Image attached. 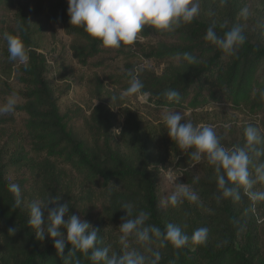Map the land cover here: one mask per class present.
<instances>
[{
    "label": "trees",
    "instance_id": "obj_1",
    "mask_svg": "<svg viewBox=\"0 0 264 264\" xmlns=\"http://www.w3.org/2000/svg\"><path fill=\"white\" fill-rule=\"evenodd\" d=\"M245 2L0 0V73L11 78L0 80L10 106L0 116V264H127L124 254L131 264H264L252 208L262 192L251 185L264 181V44L233 17ZM216 6L228 22L206 19ZM43 14L92 73L79 87L53 84L55 66L33 42L32 21ZM121 22L137 39L119 38ZM116 46L160 71L116 63ZM116 95L149 114L244 108L259 124L248 125L228 165L205 150L175 194L139 114L104 102ZM211 161L216 177L195 178ZM112 240L123 244L108 254Z\"/></svg>",
    "mask_w": 264,
    "mask_h": 264
},
{
    "label": "rangeland",
    "instance_id": "obj_2",
    "mask_svg": "<svg viewBox=\"0 0 264 264\" xmlns=\"http://www.w3.org/2000/svg\"><path fill=\"white\" fill-rule=\"evenodd\" d=\"M217 7V6H216ZM218 7L213 12H205L206 19L217 23L227 21L226 16H223ZM46 13L45 11H43ZM233 15L234 19H239L242 25V31L253 42L264 44V3L259 0H246L239 9L237 17ZM131 20V18H130ZM121 26H116V31L119 38L126 39L131 42L137 39L136 33L129 32L124 23ZM32 29L34 30L33 42L37 46L38 52L44 53L46 58L54 68L52 74L53 84L60 89L67 82H77L79 87L86 76L92 74L88 69L79 66L78 62L71 56L69 45L72 38L69 37L63 28L49 21L46 14H43L39 19L32 21ZM116 63L130 61L138 66L149 67L155 72H159L161 66L158 67L154 62L146 61L141 58L138 53L131 52L127 54L126 48L123 52L118 46ZM83 75V79L79 80ZM0 80L11 82V78L0 73ZM79 92L84 93L80 89ZM143 100L142 97H139ZM104 102L111 106L115 111L119 106H129L136 111L142 120V132L148 138H151L150 151L153 159L158 160L163 164V173L172 183V191L176 194L185 190L186 186L181 185L183 181V172L192 168L199 162V159L205 157V150L210 152L217 162L228 165V158L232 156L237 144L243 139L245 130L249 124H259L258 119L248 113L244 108H229L220 109L212 107H204L198 109H164L161 111H154L153 113H146L139 108L134 99L128 95H116L115 98H105ZM98 103V100L93 99L92 104ZM10 111V106L0 101V116L6 115L4 113ZM196 148L190 147V141L197 139ZM199 138H204L203 140ZM240 166H242L240 164ZM215 162L211 164L202 163L193 172L195 178L202 179L205 182H210V179L216 177ZM216 174L214 175V173ZM251 185H256L262 196L253 202L252 208L254 214V223L256 228L264 227V181L259 180L256 176L251 181ZM206 190L210 187H205ZM257 206V207H256ZM258 208V209H256ZM86 223H83V226ZM89 229V228H87ZM251 233H246L243 237H238L236 245L243 247L248 242V236ZM123 243L112 240L105 247L106 252L111 254L115 246H120ZM125 248V246H123ZM255 248V247H254ZM127 264H131L132 255L124 254Z\"/></svg>",
    "mask_w": 264,
    "mask_h": 264
}]
</instances>
